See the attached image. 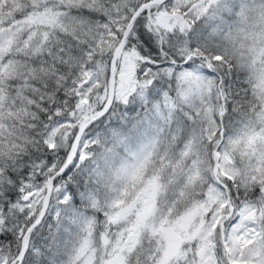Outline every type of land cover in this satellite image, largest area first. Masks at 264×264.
I'll use <instances>...</instances> for the list:
<instances>
[{"label": "snow or ice", "instance_id": "snow-or-ice-1", "mask_svg": "<svg viewBox=\"0 0 264 264\" xmlns=\"http://www.w3.org/2000/svg\"><path fill=\"white\" fill-rule=\"evenodd\" d=\"M0 264H264V0H0Z\"/></svg>", "mask_w": 264, "mask_h": 264}]
</instances>
